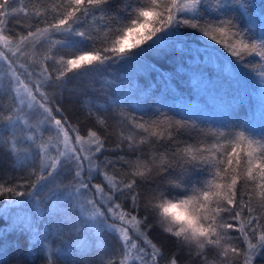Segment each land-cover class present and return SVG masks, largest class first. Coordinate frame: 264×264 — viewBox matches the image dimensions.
<instances>
[{"label": "snow or ice", "instance_id": "1", "mask_svg": "<svg viewBox=\"0 0 264 264\" xmlns=\"http://www.w3.org/2000/svg\"><path fill=\"white\" fill-rule=\"evenodd\" d=\"M113 0H67L64 10L52 15L51 20L45 14L34 16L31 27L25 35L19 37V44L13 45L7 31L12 37L9 25L14 21L9 14L8 6L0 0V43L8 53L0 52V81L6 78V84H0V98L7 97V108L0 105L3 117L10 126H15L14 109L23 111L32 109L48 125L46 131H54L57 143H62L64 152L59 155L63 159H55L53 163L41 167H33L29 173L31 183L24 185V190L18 187L0 185V196H7L9 200L19 199L31 195L37 185L53 176L62 162H73L74 176L70 182H75L83 189L99 193L100 200L88 201L92 206L90 219L106 217L113 223L110 225L120 235V247L107 255L105 261L101 257L98 264H121L114 257L122 255L126 247L136 249L140 264H258L264 260V137L257 140L254 135V121L252 119L239 122L232 118L233 107L226 102L221 92L227 89L244 88L242 79L227 65L221 67L216 63L214 50L210 45L193 47L187 44L184 37L190 33L200 32L203 37L210 33H217L211 39L235 57L237 63L246 67L249 61L245 57H258L264 62V17H255L250 13L253 7L252 0H147V4H140L134 9L133 19L124 22L115 14L107 13V8ZM61 5H57V8ZM121 10L127 7V0L121 4ZM207 8L210 15H218L219 19H203L202 9ZM227 10H235L238 14L225 15ZM55 12V10H53ZM191 13L190 16L183 15ZM103 13L108 18L105 25L106 35L88 31L85 26L76 34L91 42V47L84 49V55H76L66 61L61 60L65 69L57 66L55 59L58 50L41 53L43 61L30 64V72L23 65L17 66L20 54L28 47L37 44V40L57 33H69L74 25L84 22L89 17ZM247 16L250 30L259 28L258 38L249 37L241 26V17ZM48 27L39 29V25ZM190 29L192 32H185ZM227 37V38H226ZM179 52L189 57L188 67L183 65L180 72L192 73V85L211 92L215 91L224 104L227 113L219 118L202 119L195 113L184 109L178 118L166 115V93L169 90L168 82L172 74L164 72L148 59L149 56L163 59L166 54ZM88 61L85 66L84 61ZM95 61V65H93ZM27 63V60H25ZM213 64L219 70L215 79L204 75L201 66ZM112 66H124L127 71L122 80L127 84L123 94L114 101L119 108L121 105L134 104L143 107L145 112L153 109L156 119L150 121L154 128H163L165 132L180 133L181 131H197L200 124L222 123L226 128L242 127L234 135V146L216 152L215 158L207 155L211 149L192 152H177L172 149L166 162L156 163V158L149 157V148L142 146L131 138L121 140L115 149L107 142L111 139L105 135L107 127L105 121L93 123L90 128H81L79 122L70 123L68 109L64 107V94H71L69 86L73 77L82 75L79 68L106 69ZM66 72H75V75H66ZM157 73V84H163L164 90L155 94L156 84H151L147 90L139 91V77L149 73ZM21 76L24 79H21ZM195 81V84L193 83ZM260 100L264 103V78L260 80ZM19 100V103H17ZM190 104V103H189ZM23 106V107H21ZM11 113V115L9 114ZM160 117L167 121L162 124ZM91 119V118H89ZM145 132L151 129L144 124L139 125ZM264 129V126H261ZM246 131L248 135H246ZM156 140L153 145L167 139L169 144L178 142L179 136L165 137L159 132H153ZM224 136V133H219ZM104 136V139L101 137ZM87 137V139H85ZM247 141L248 171L243 183L238 180L239 173L233 164L238 163V151L242 141ZM254 144H259V152ZM159 150V149H157ZM112 152L115 159H104ZM84 153L88 155L85 156ZM198 153V154H197ZM39 154V153H38ZM131 157V158H130ZM96 159L106 169L116 172L117 166L124 172L120 181L109 178V184L102 187L92 184L83 173V161ZM259 160V163H256ZM225 166L227 170H225ZM209 167H219L224 171L220 182L213 179L207 188L197 190L194 186L185 189L188 195L184 198L171 197L165 194V187L184 188L183 181L190 174L200 170L207 172ZM260 173L257 181L256 172ZM117 174H119L117 172ZM218 175V173H217ZM252 188L248 190V184ZM259 185L257 193L256 185ZM239 185V186H238ZM32 191H27V188ZM57 187H70L62 183ZM107 188L109 195H105ZM100 201H106L107 208H103ZM99 205V207L97 206ZM80 208L87 211L81 202ZM103 208V210H101ZM110 214V215H109ZM230 221H235L232 223ZM116 222L120 227L116 228ZM235 230L238 235L233 236L229 230ZM169 238L174 247L166 251L163 244L153 239L154 232ZM65 237H61L63 240ZM133 240L137 241L133 243Z\"/></svg>", "mask_w": 264, "mask_h": 264}, {"label": "trees", "instance_id": "2", "mask_svg": "<svg viewBox=\"0 0 264 264\" xmlns=\"http://www.w3.org/2000/svg\"><path fill=\"white\" fill-rule=\"evenodd\" d=\"M187 3V0H183ZM8 6L9 14L13 17V22L9 25L11 32L16 33L12 37L7 31L3 35H9L13 45L19 44V37L25 35L31 27V21L34 16L45 14L51 20L52 15H57L63 11V6L67 0H3ZM124 0H113L108 5L107 13L115 14L120 20L129 22L133 19V11L140 4H147V0H127V7L121 10V4ZM253 7L250 13L259 18L264 17V0H252ZM57 5L61 7L57 8ZM55 10V12L53 11ZM203 19H219L218 15H210L207 8L202 9ZM235 10H227L225 15H237ZM190 16L191 13H184ZM241 26L249 37L258 38L259 28L250 30L248 28L247 16L241 17ZM4 22L0 18V24ZM108 18L103 13H97L89 17L87 24L82 21L74 25L69 33H57L55 35L43 37L37 40V44L28 47L25 52L20 54L17 60V66L23 65L21 71L32 70L29 65L43 61L41 53L47 50L48 53L58 50L55 59L57 66L65 69L66 65H61V60L66 61L76 55H84L83 48L91 47V42L78 36L84 26L100 37L106 35L105 25L108 24ZM42 31L48 25L38 26ZM185 32H192L185 29ZM219 36L217 33H210L208 37H203L200 32L190 33L184 37L181 43L186 41L193 47H203L210 45L214 50L216 63L221 67L227 65L244 82L245 87L241 89H227L226 93L221 92L224 100L233 107L232 118L239 122L252 119L254 121V135L257 140L264 137V103L261 102L260 80L264 78V62L258 57H245L249 61L246 67L235 62L236 58L230 56L220 44L215 43L211 37ZM227 38V37H226ZM0 52L8 55L4 45L0 43ZM149 60L157 64L162 71L171 73V79L168 82L169 90L166 93L167 111L166 115L172 116L173 120L178 118V114L184 109L189 113H195L202 119L219 118L227 113L224 104H221L220 97L215 91H207L203 87L197 88L192 85V73L180 72L178 69L183 65L188 67L189 57L179 52H172L165 55L163 59L149 56ZM27 60V63H25ZM86 66L88 61L83 62ZM95 65V61L92 62ZM204 75L210 79H215L219 75V70L213 64L201 66ZM82 75L73 77L69 86L71 94H64V107L68 109L67 115L70 117V123L79 122V126L90 128L93 123L99 124L105 121L100 127H107L105 135L110 136L108 144L115 149L116 144L126 138H131L138 144L149 148V157L159 159L157 164L166 162L171 150L174 148L177 152H186L189 149L196 152V149L207 150L216 146L214 151L207 152V155L215 158L216 152L230 148L233 145L234 135L244 130L242 127L226 128L222 123L200 124L197 131L185 130L180 133L165 132L163 128H154L150 121L156 119L153 109L145 112L143 107L134 104L121 105L119 108L114 103L124 92L127 84L122 80L123 74L127 71L124 66H112L106 69H97L93 67L87 69L82 67L78 69ZM66 75H75V72H66ZM23 80L24 77L21 76ZM138 90H147L151 84H156L155 94H160L164 90L163 84H157V73L151 72L147 76H140ZM6 78L0 81V84H6ZM195 84V81H193ZM19 103V100H17ZM190 103V104H189ZM9 101L7 97L0 98V105L7 108ZM23 107V106H21ZM16 115L13 119L15 126L8 125L6 118L0 119V185L7 187H18L24 190V185L33 182L29 175L34 171L33 167L47 166L55 159H63L60 153L64 152L62 143H57L54 131H46L48 125L38 114H34L32 109L24 108L23 111L14 109ZM11 115V113H9ZM3 111H0V117H3ZM91 118V119H89ZM162 124L167 121L163 117L159 118ZM144 124L150 128L145 132L139 125ZM153 132H159L165 137L168 135L179 136V141H173L169 144L167 139L153 145L156 137ZM224 133L220 136L219 133ZM228 136H227V135ZM246 135H248L246 131ZM87 139V137H85ZM104 139V136L101 137ZM264 143V140H261ZM259 152V144H254ZM159 149V150H157ZM238 151V163L231 167L239 173L238 180L243 183L247 177L248 157L247 141H242ZM39 153V154H38ZM198 154V153H197ZM87 156V153H84ZM131 158V157H130ZM104 159H115L112 152H109ZM259 163V160H256ZM74 163L70 161L62 162L57 172L47 180L37 185L31 195L9 200L7 196H0V264H98L101 257L107 261V255L120 247L119 233L110 226L113 221L106 217H97L90 219L92 206L88 201L92 199L100 200L99 193H93L91 190L83 189L79 184L70 182L74 176ZM228 166H225L227 170ZM117 172L119 174H117ZM83 173L87 175L92 184H100L102 187L109 184V178L120 181L124 177V172L117 166L116 172L106 169L100 161L96 159L83 161ZM218 173V175H217ZM259 181L260 173H255ZM224 176V171L219 167H209L207 172L196 171L183 181L184 188L165 187V194L171 197L184 198L188 195L185 189L196 187L197 190L207 188L209 182L216 179L220 182V177ZM68 185L70 187H57L58 184ZM239 186V185H238ZM252 188L248 184V190ZM257 193L259 185H256ZM27 191H32L29 187ZM105 188V195H109ZM83 203L87 211L80 208ZM103 208H107L106 201H100ZM99 207V205H97ZM101 208V210H103ZM110 215V214H109ZM236 223L235 221H230ZM121 225L116 222L115 227ZM233 236L238 235L235 230H229ZM65 237L63 240L61 237ZM153 239L164 245L166 251H170L174 245L169 238L162 236L159 231L154 232ZM137 241L133 240V243ZM121 264H140L136 249L126 247L122 255L114 257ZM258 264H264V260L258 261Z\"/></svg>", "mask_w": 264, "mask_h": 264}, {"label": "bare ground", "instance_id": "3", "mask_svg": "<svg viewBox=\"0 0 264 264\" xmlns=\"http://www.w3.org/2000/svg\"><path fill=\"white\" fill-rule=\"evenodd\" d=\"M227 135V134H226ZM228 136V135H227Z\"/></svg>", "mask_w": 264, "mask_h": 264}]
</instances>
